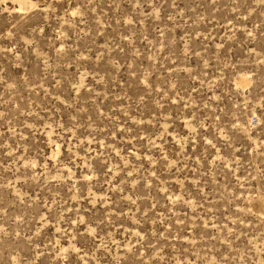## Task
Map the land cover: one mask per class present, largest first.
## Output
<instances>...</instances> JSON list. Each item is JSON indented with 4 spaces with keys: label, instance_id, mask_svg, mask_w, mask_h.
Returning a JSON list of instances; mask_svg holds the SVG:
<instances>
[{
    "label": "rangeland",
    "instance_id": "1",
    "mask_svg": "<svg viewBox=\"0 0 264 264\" xmlns=\"http://www.w3.org/2000/svg\"><path fill=\"white\" fill-rule=\"evenodd\" d=\"M0 264H264V0H0Z\"/></svg>",
    "mask_w": 264,
    "mask_h": 264
},
{
    "label": "snow or ice",
    "instance_id": "2",
    "mask_svg": "<svg viewBox=\"0 0 264 264\" xmlns=\"http://www.w3.org/2000/svg\"><path fill=\"white\" fill-rule=\"evenodd\" d=\"M74 15H75V13H74Z\"/></svg>",
    "mask_w": 264,
    "mask_h": 264
}]
</instances>
